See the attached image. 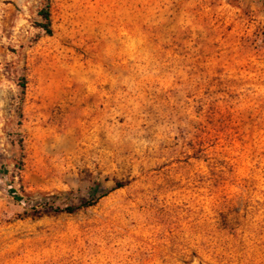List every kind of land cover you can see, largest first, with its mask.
<instances>
[{"label": "rangeland", "instance_id": "obj_1", "mask_svg": "<svg viewBox=\"0 0 264 264\" xmlns=\"http://www.w3.org/2000/svg\"><path fill=\"white\" fill-rule=\"evenodd\" d=\"M0 264H264V0H0Z\"/></svg>", "mask_w": 264, "mask_h": 264}, {"label": "trees", "instance_id": "obj_2", "mask_svg": "<svg viewBox=\"0 0 264 264\" xmlns=\"http://www.w3.org/2000/svg\"><path fill=\"white\" fill-rule=\"evenodd\" d=\"M38 16L40 17L39 22L36 23V25L40 28L43 29V31L47 34L51 33V13H50V5L47 2L41 9L38 10L37 12ZM21 146V144H20ZM118 187H121V185H118ZM100 192V196H96V194ZM107 191H104L103 188L101 187V183L100 181L96 180L93 182L91 188H90V197L87 199V201H85L84 205L82 206H92L94 205L98 199L102 196L106 195ZM39 204L48 207V208H55L56 210H59V207L53 206V202L51 200H47L44 198H40V200L38 201ZM76 208V207H75ZM74 207H66L64 210H66L67 212H72L74 209Z\"/></svg>", "mask_w": 264, "mask_h": 264}]
</instances>
